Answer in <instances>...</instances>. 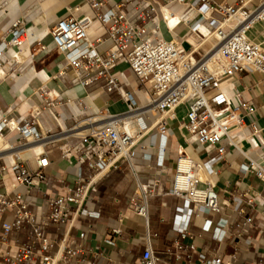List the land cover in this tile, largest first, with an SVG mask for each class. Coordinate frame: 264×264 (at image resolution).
<instances>
[{"label": "built area", "instance_id": "built-area-1", "mask_svg": "<svg viewBox=\"0 0 264 264\" xmlns=\"http://www.w3.org/2000/svg\"><path fill=\"white\" fill-rule=\"evenodd\" d=\"M120 1L84 0L90 7L89 14L77 18L68 8L50 23L49 30L42 32L40 38L50 35L54 50L64 59L59 71L63 73L69 67L73 84L87 86L103 78L105 91L116 93L125 103V110L75 114L73 124L63 128L55 110L58 95L46 89L42 93V106H31L25 117L0 114V137L4 142L0 148V264H89L90 257H97V253L87 250L81 241L91 230L79 232L78 242L72 235L75 222L81 217H99V210L86 207L91 203L87 201L92 200L90 192L99 179L121 162L129 164L135 176L129 209L146 223L149 200L161 194L181 197L187 204L188 217L218 214L220 205L215 182L204 168L208 169L209 163L225 154L226 145L233 147L246 161L241 171L254 173L264 184V154H261L264 141L256 123L249 119L258 107L236 84L241 73H259L264 82V48L248 35L255 23L264 21V0L259 3L239 0L238 4L174 0L189 7L181 14L173 12L177 19L171 27L151 2L124 0L131 6L130 11H125L120 8ZM5 3L0 0V15L5 11ZM192 8L195 13L191 16ZM232 17H237L238 21L229 32L218 30L221 40L212 36L220 21ZM95 21L106 26L103 36H90ZM161 22L168 31L185 24L197 42L182 48L181 42L162 36ZM200 26L207 28L208 37ZM27 30L18 17L11 19L2 30L0 68L8 60L5 57L7 46L22 45ZM8 62L10 71L19 70L18 53L10 56ZM119 64H125L138 81L142 100L134 90L126 88L128 81H120L116 76L115 68ZM81 105L84 111L88 110L82 100ZM181 107L184 113L178 118ZM43 110L57 125L56 131L40 130L37 120ZM173 120H178L179 127L186 132L187 143L200 146L205 154L216 152L217 157H209L202 164L178 146L174 172L166 186L167 182L161 178L166 172L163 154L156 157V172L147 177L139 176L133 160L135 148L146 147L140 142L147 135H150L148 145L163 153L168 122ZM5 129L17 133V144L4 140ZM54 143H58L62 158L84 165L85 172L79 171L73 185L66 186L64 193L35 202L30 190H41L40 185L46 181L47 146ZM14 148L30 150L31 156L22 160L11 153L12 160L8 162L3 155ZM142 157L151 158L145 152ZM10 173L13 185L8 188L6 176ZM241 203L235 201V210H241ZM245 203L251 204L252 198H247ZM122 216L120 213L119 218ZM250 223L251 217L245 216L232 232L225 227L226 221L212 226L206 219L203 227H211L212 238L221 242L241 235L243 225ZM177 231L180 238H184L186 225ZM120 233V228H113L103 239L112 245ZM173 248L174 258L180 259L179 240L174 241ZM189 248L193 250L194 245L190 244ZM166 253L172 254L171 249ZM199 258L204 264H231L233 256L216 252L209 259L203 254H199ZM161 261L147 239L139 264ZM250 264H262V260Z\"/></svg>", "mask_w": 264, "mask_h": 264}, {"label": "crops", "instance_id": "crops-1", "mask_svg": "<svg viewBox=\"0 0 264 264\" xmlns=\"http://www.w3.org/2000/svg\"><path fill=\"white\" fill-rule=\"evenodd\" d=\"M4 13L0 15V36L10 20L18 17L28 29L26 40L20 46H7L5 57L7 61L0 68V114L9 113L13 117H25L31 106H42L43 90H50L51 94H57L55 110L58 114L60 125L63 128L73 124V115L86 114L105 110L116 113L125 110L126 106L122 99L114 92L105 91L106 82L99 78L87 86L75 85L71 81L72 72L67 67L63 73L59 70L64 64L62 55L56 53L49 34L42 38V32L49 30L50 23L61 16L68 8L73 11L77 18L90 13V7L84 0H5ZM117 2L120 0H116ZM136 1V0H134ZM151 2L158 14L168 15L177 19V14L188 9V4L177 3L174 0H147ZM171 1V2H169ZM251 3H259L262 0H243ZM222 4H238L239 0H211ZM120 8L130 11L128 1H120ZM77 7V9H75ZM195 13V8L190 10L189 15ZM168 16V18H170ZM167 22V20H166ZM168 26L173 23L167 22ZM200 29L206 31L205 26ZM106 26L99 21L93 22L90 36H103ZM179 31V33L177 32ZM204 31V32H205ZM259 32L264 38V21L257 22L249 30ZM177 32L178 35H174ZM162 36L166 39H175L189 47V43H196L197 39L189 33L187 26L178 24L172 31H168L164 22H161ZM179 37V38H178ZM264 47V39L262 41ZM196 45V44H195ZM100 47L98 49L100 50ZM18 53L20 64L17 72L10 71L8 61L10 56ZM33 54V55H31ZM116 76L120 81H128V90H134L142 100L140 85L125 64H119L115 68ZM4 74V78L3 75ZM237 87L243 90L244 95L254 101L257 111L250 116L260 129L261 138L264 141V82L259 73H241L237 80ZM81 100L88 105L84 111ZM178 118L183 115L184 109H178ZM39 128L42 131L58 129L50 115L43 110L38 116ZM175 126V127H174ZM2 136L11 144H17V133L6 129ZM186 132L179 127L178 120L168 122L165 147L163 153L155 147L148 145L150 135L145 136L137 146L133 160L134 168L141 177L153 175L156 170V157L163 154L165 173L161 175L168 186L174 172L176 161V149L182 146L191 158L202 164L209 157H217L216 152L205 154L202 148L196 144L185 141ZM154 141V139H153ZM4 142L0 137V148ZM50 144L47 146L49 164L45 168L47 179L40 185L41 190L31 188L30 196L35 202H43L48 196L64 193L66 186L73 185L74 176L80 171L85 172V166L75 161L62 158L59 151ZM246 148L247 144L242 143ZM223 156L216 158L204 168L206 175L215 182L214 190L218 195L220 212L214 216L201 214L199 216H187V204L178 196L161 194L149 200V218L145 220L129 209V199L135 188V176L131 166L121 162L117 168L109 171L99 179L94 190L90 192L91 203L86 207L90 210H99L98 218L81 217L75 222V230L72 235L80 242L79 232L87 231L83 246L87 250L97 253V257H90L89 264H139L141 253L147 239L150 240L154 251L162 261L159 264H204L199 258L203 254L207 259L216 252L225 256H233L231 264H250L259 259L264 264V184L262 180L252 172L243 173L242 165L246 163L243 157L231 146L226 145ZM149 153V160L142 157V153ZM11 153L22 160L31 156V151L24 148H14L4 158L12 160ZM264 154V144L261 148ZM256 157L258 155H255ZM1 164V161H0ZM8 188L13 184L11 173L6 176ZM0 191L2 189L0 188ZM252 198L251 204H246L247 198ZM240 200V211L235 210L234 204ZM263 201V202H262ZM123 216L119 218V214ZM245 216L251 217V223L243 225V233L236 238H225L221 242L211 236V227H203L205 220H210L214 226L218 221H226V228L234 232L235 225L241 224ZM186 225L187 234L180 238L178 228ZM113 228H120L121 233L115 236L114 244H107L103 236L111 233ZM53 230V229H51ZM179 240L181 258H174L173 243ZM193 244L194 249L189 245ZM171 249L172 254L166 253ZM90 256V255H89ZM229 258V257H227Z\"/></svg>", "mask_w": 264, "mask_h": 264}, {"label": "bare ground", "instance_id": "bare-ground-1", "mask_svg": "<svg viewBox=\"0 0 264 264\" xmlns=\"http://www.w3.org/2000/svg\"><path fill=\"white\" fill-rule=\"evenodd\" d=\"M163 16L165 17V19L167 20V22H170L171 21V23H173L174 24V22H175V20H176V18L175 17H170L171 16V14L170 13H168V15H164L163 14ZM168 16L170 17V18H168ZM238 21V19H237V17H232V18H230V19H225V20H223V21H220L219 22V26H218V29L217 30H215L214 32H211V34H212V36H214L216 39H218V40H221V38H222V36H220V34H218V30H223L224 32H229L235 25H236V22ZM172 24V25H173ZM201 30V29H200ZM204 31H205V29H204ZM203 30H201V32H203L205 35H207V37L210 35L209 33H208V31H207V29H206V31L204 32ZM260 44H261V46L263 47V45H262V42H260ZM197 45V44H196ZM181 47L182 48H186L187 47V45L186 44H184L183 42H181ZM264 48V47H263ZM36 150H38L37 148H36ZM189 156V155H188ZM202 174V173H201ZM13 185V184H12ZM11 185V186H12Z\"/></svg>", "mask_w": 264, "mask_h": 264}, {"label": "rangeland", "instance_id": "rangeland-1", "mask_svg": "<svg viewBox=\"0 0 264 264\" xmlns=\"http://www.w3.org/2000/svg\"><path fill=\"white\" fill-rule=\"evenodd\" d=\"M178 33H179V31H177ZM177 32H174V35H178V33ZM253 34H252V36H251V38L253 39V40H255V41H257V42H259V41H262L264 38H261L260 37V35H259V32H252ZM179 38V37H178ZM175 127V126H174ZM55 145V147L57 148V144L58 143H54ZM58 150V149H57Z\"/></svg>", "mask_w": 264, "mask_h": 264}]
</instances>
